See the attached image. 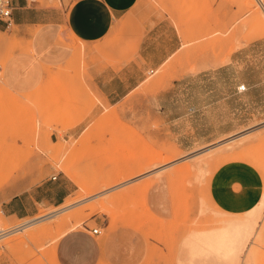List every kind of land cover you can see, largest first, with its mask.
<instances>
[{
	"label": "rangeland",
	"instance_id": "rangeland-1",
	"mask_svg": "<svg viewBox=\"0 0 264 264\" xmlns=\"http://www.w3.org/2000/svg\"><path fill=\"white\" fill-rule=\"evenodd\" d=\"M145 1L153 6L160 2ZM226 1L238 6L230 28L231 51L238 48L240 38L248 46L253 43L247 51L245 79L254 81L257 68H264V38L254 21H264V9L259 0ZM175 2L163 0L172 7ZM185 6L189 13L191 4ZM13 47L6 34H0V67ZM79 82L77 60L51 73L29 94H11L0 82V164L4 167L0 227L32 219L0 242V264H58L59 231L86 223L100 231V240L118 228L133 230L136 238L147 242L148 264H185L184 238L221 218L206 192L218 168L230 162L252 168L262 180L264 194V92L247 96V120L240 127L220 138L177 140L182 141L180 148L173 139L154 138L160 131L168 136L173 126L142 121L150 119L154 108L128 109L126 100L104 107L80 132L69 133L98 102L80 90ZM16 98L23 103L15 104ZM127 113L135 121H125ZM201 125L205 129L200 133H216ZM242 133L246 134L198 155ZM48 214L51 217L42 220ZM41 228L46 229L38 231ZM29 231L34 234L28 236ZM257 231L258 238L249 244L240 264H264V208ZM198 264L215 263L207 259Z\"/></svg>",
	"mask_w": 264,
	"mask_h": 264
},
{
	"label": "crops",
	"instance_id": "crops-1",
	"mask_svg": "<svg viewBox=\"0 0 264 264\" xmlns=\"http://www.w3.org/2000/svg\"><path fill=\"white\" fill-rule=\"evenodd\" d=\"M237 11L226 0H176L174 7L163 0L157 6L145 0H13L9 25L0 22V34L14 46L0 67V82L11 94H29L77 60L80 90L98 102L69 133L126 100L128 109L154 108L142 121L175 128L154 138L173 139L180 148L177 140L220 138L246 122L247 96L264 92L263 66L258 79H245L253 43L240 38L231 51ZM201 124L216 133H200ZM206 192L220 214L240 216L258 205L263 184L252 168L230 162L211 175ZM99 235L87 223L66 232L56 243L58 264L150 263L146 240L133 230L118 228L101 240Z\"/></svg>",
	"mask_w": 264,
	"mask_h": 264
},
{
	"label": "bare ground",
	"instance_id": "bare-ground-1",
	"mask_svg": "<svg viewBox=\"0 0 264 264\" xmlns=\"http://www.w3.org/2000/svg\"><path fill=\"white\" fill-rule=\"evenodd\" d=\"M254 25L259 29V32L261 33V35H260V33L258 32V34L261 36V39L264 38V21L262 19H257L254 21ZM12 98H14V97H12ZM25 99H27V97ZM21 101L22 100L17 99L15 101V104L18 105ZM26 102H27V100H26ZM21 103H23V102H21ZM256 129H258V128H256ZM246 133H242L240 135H235V137L229 138L227 140L222 139L223 141H221L220 143H217L216 145H213L212 147L203 149L202 151H200L198 149L200 151L198 153V155H200V153L208 152L212 148H214V147L216 148V146L226 144V143L233 141L239 137H242ZM234 134H236V133H234ZM227 138H228V136H227ZM164 168H165V166L154 171V172L158 173L159 171L163 170ZM3 171H4V167H3V165L0 164V180L3 177L2 176ZM141 171L139 170V173L142 175L143 171H142V173H141ZM150 175H151V173H150ZM137 179H135V180H137ZM126 182H127V180H126ZM122 185H124V181H123ZM117 186H119V185H117ZM263 208H264V194H262L261 200L258 203V205L254 209L249 211L248 213H246L244 215H240V216L219 214L221 216V218L216 220V223H214L215 225H213L212 227H210L208 229H203V230L188 233V235L183 240V246H184L183 249H185L184 251L186 254L185 260H184L185 264H198L200 261L207 260V259L212 260L215 264H240V262L243 261L244 255L247 252L249 244H253L254 240H256L259 236V232L257 231V229L259 226V222L261 219ZM45 216L46 215H44L43 217H45ZM50 217L51 216H49V214H48L47 217H45L43 219L41 218V219L45 220V219L50 218ZM41 219L39 218L38 222L42 221ZM37 220H38V218H37ZM73 223H74V221H73ZM70 224L72 226V223H70ZM76 224H77V222H76ZM212 224H213V222H212ZM65 225H67V224H65ZM27 226H28V224H27ZM77 226H79V225L72 226L71 228H69V230L75 229ZM44 229H46V228L38 229V231H42ZM66 229H67V226L65 229L63 228L59 231L58 234L60 235V237L63 236L67 232L68 229L67 230ZM33 234H34V232H32V231L28 232V236H31Z\"/></svg>",
	"mask_w": 264,
	"mask_h": 264
},
{
	"label": "built area",
	"instance_id": "built-area-1",
	"mask_svg": "<svg viewBox=\"0 0 264 264\" xmlns=\"http://www.w3.org/2000/svg\"><path fill=\"white\" fill-rule=\"evenodd\" d=\"M12 2L13 0H0V21L5 23L6 26L9 25L10 17H11V12H12ZM264 0H259V3L261 5V8L264 9ZM240 91H244L245 87L240 86L239 87ZM52 180H56V177L53 176ZM32 219L30 220H25L24 222H21L19 224H16L15 226L11 227H0V242L11 236L12 234H15L17 232H20L25 225H27ZM92 234H98L99 230L97 228L91 229Z\"/></svg>",
	"mask_w": 264,
	"mask_h": 264
}]
</instances>
